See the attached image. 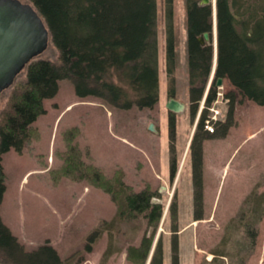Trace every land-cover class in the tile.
Listing matches in <instances>:
<instances>
[{
  "label": "rangeland",
  "instance_id": "374dc122",
  "mask_svg": "<svg viewBox=\"0 0 264 264\" xmlns=\"http://www.w3.org/2000/svg\"><path fill=\"white\" fill-rule=\"evenodd\" d=\"M169 5L157 0L159 100L153 107L120 108L94 96L80 97L69 79H61L57 94L44 100L46 112L33 123L37 135L21 151L11 148L3 155L6 190L0 214L26 250L48 243L61 264H135L129 249L147 236L152 246L146 264L157 244L162 263L173 264L174 239L179 264H264V105L242 95L227 78L216 83L212 105L221 111L219 121L227 119V93H235L234 123L225 136L202 140L203 217L195 219L191 141L209 107L201 110L200 103L215 74L208 76L192 117L186 0H172V84L185 104L182 111H173V142L167 108ZM230 8L241 20L264 17V0H230ZM211 43L212 67L217 49ZM58 54L50 40L34 59L57 60ZM26 81L24 68L1 93L0 114ZM173 156L178 165L174 179ZM95 170L114 184L119 177L136 191L151 186L160 194L153 201L164 206L161 219L156 223L144 214L123 213L122 194L116 197L94 183ZM97 230L101 232L93 238Z\"/></svg>",
  "mask_w": 264,
  "mask_h": 264
},
{
  "label": "trees",
  "instance_id": "16d2710c",
  "mask_svg": "<svg viewBox=\"0 0 264 264\" xmlns=\"http://www.w3.org/2000/svg\"><path fill=\"white\" fill-rule=\"evenodd\" d=\"M28 1L42 16L59 54L57 60L39 58L26 65L27 81L11 96L0 114V206L6 190L3 155L11 148L21 151L37 135L33 123L46 112L44 100L57 94L59 80L69 79L80 97L94 96L115 107L131 108L134 104L141 108L153 107L159 100L157 0ZM217 4L218 59L206 104L210 106L215 100V85L222 77L227 78L242 95L264 105V17L251 22L241 20L231 11L230 0H217ZM208 11L206 7L196 6L190 11L188 60L192 117L196 115L211 69L212 49L197 40V35L208 27ZM168 41L169 95L173 96L175 89L171 74L175 49L172 39ZM227 96L230 97L227 119L217 122L219 126L214 132L204 129L206 108L191 141L195 219L203 217L202 140L225 136L234 123L235 93H227ZM176 121L170 111V138L173 142ZM177 171L173 156L170 164L173 179ZM94 175H91L94 183L116 197L122 194L123 213L144 214L156 223L161 219L164 206L153 201L160 194L151 186L136 191L119 177L114 184L99 170H95ZM100 232L97 230L91 236L96 238ZM176 242L174 239L173 264H179ZM151 246L150 238L145 236L140 246L129 249V257L135 264H146ZM162 258L161 244H157L148 264H163ZM0 263L61 264L62 261L57 250L48 243L35 250H26L0 214Z\"/></svg>",
  "mask_w": 264,
  "mask_h": 264
},
{
  "label": "water",
  "instance_id": "95a60500",
  "mask_svg": "<svg viewBox=\"0 0 264 264\" xmlns=\"http://www.w3.org/2000/svg\"><path fill=\"white\" fill-rule=\"evenodd\" d=\"M50 38L46 23L30 1L0 0V95L31 60L47 49ZM217 59L216 65L212 64L211 78L216 73ZM222 83L219 77L217 84ZM167 108L180 112L185 104L170 97Z\"/></svg>",
  "mask_w": 264,
  "mask_h": 264
},
{
  "label": "flooded vegetation",
  "instance_id": "af4514ba",
  "mask_svg": "<svg viewBox=\"0 0 264 264\" xmlns=\"http://www.w3.org/2000/svg\"><path fill=\"white\" fill-rule=\"evenodd\" d=\"M168 3L169 7L166 8V40H167V47L169 45L170 39L173 41V47L175 49V35L173 31V25H172V14L173 10L171 8V3L172 0H166ZM214 2V8L212 9L211 4ZM193 6L202 8L206 7L208 8V13L206 16V21L208 27L205 30H202L198 35H197V40L202 46H207L212 49V43L211 41H215V39L218 37V4L217 0H186V19H187V50H188V45H189V20H190V11ZM205 33H207V36H205ZM215 33H216V38H215ZM167 53V49H166ZM167 56V55H166ZM189 58V57H188ZM169 98L171 97L168 94ZM175 97V95H173Z\"/></svg>",
  "mask_w": 264,
  "mask_h": 264
},
{
  "label": "built area",
  "instance_id": "2783aa9c",
  "mask_svg": "<svg viewBox=\"0 0 264 264\" xmlns=\"http://www.w3.org/2000/svg\"><path fill=\"white\" fill-rule=\"evenodd\" d=\"M205 107V98L201 101V110L202 108ZM208 109H210L211 112L208 113V115L205 118L204 121V128L206 130H209L210 132H214V124L219 120V115H220V110H218L216 107L213 105L209 106ZM199 119V116H198Z\"/></svg>",
  "mask_w": 264,
  "mask_h": 264
},
{
  "label": "bare ground",
  "instance_id": "6f19581e",
  "mask_svg": "<svg viewBox=\"0 0 264 264\" xmlns=\"http://www.w3.org/2000/svg\"><path fill=\"white\" fill-rule=\"evenodd\" d=\"M215 37H216V35H215ZM215 49H218V42H216V39H215ZM214 62H213V66H214V64L216 65V59H217V57H216V53L214 54ZM212 68V67H211ZM211 72H212V69H211ZM211 72L209 73V77L211 78ZM214 76V75H213ZM213 79V78H212ZM218 82V81H217ZM218 85V84H217ZM221 85V84H220ZM209 86H211V85H209ZM209 88V87H208ZM220 92V91H219ZM218 94V93H217ZM204 96V95H203ZM217 97V96H216ZM204 98L206 99L207 98V95L206 96H204ZM202 99H203V97H202ZM215 100H216V98H215Z\"/></svg>",
  "mask_w": 264,
  "mask_h": 264
},
{
  "label": "crops",
  "instance_id": "0c3cea01",
  "mask_svg": "<svg viewBox=\"0 0 264 264\" xmlns=\"http://www.w3.org/2000/svg\"><path fill=\"white\" fill-rule=\"evenodd\" d=\"M175 98H177V96H176V94H175ZM169 99V96L167 97V100ZM177 99H179V98H177Z\"/></svg>",
  "mask_w": 264,
  "mask_h": 264
}]
</instances>
